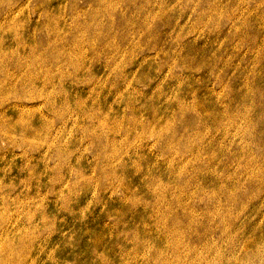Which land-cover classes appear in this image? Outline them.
<instances>
[{"label":"rangeland","instance_id":"374dc122","mask_svg":"<svg viewBox=\"0 0 264 264\" xmlns=\"http://www.w3.org/2000/svg\"><path fill=\"white\" fill-rule=\"evenodd\" d=\"M0 118V264H264V0H0Z\"/></svg>","mask_w":264,"mask_h":264},{"label":"bare ground","instance_id":"6f19581e","mask_svg":"<svg viewBox=\"0 0 264 264\" xmlns=\"http://www.w3.org/2000/svg\"><path fill=\"white\" fill-rule=\"evenodd\" d=\"M17 116V115H15ZM24 120L19 119L18 122H23ZM8 126L7 120L5 118H0V130H5ZM30 128V126H28V129Z\"/></svg>","mask_w":264,"mask_h":264}]
</instances>
